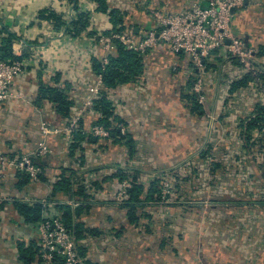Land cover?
<instances>
[{
  "label": "crops",
  "instance_id": "crops-1",
  "mask_svg": "<svg viewBox=\"0 0 264 264\" xmlns=\"http://www.w3.org/2000/svg\"><path fill=\"white\" fill-rule=\"evenodd\" d=\"M194 1L110 0V5L122 10L125 23H132L137 34L144 35L153 25L152 9L178 11ZM97 6L94 0H0V31L7 28L21 37L13 42V53L28 64L17 86L18 97L0 106V156L32 153L44 139L51 147L47 155L36 157L43 171L38 180H23L13 168L0 183V264H26L20 257V244L32 250L38 246L36 222H28L16 202L46 199L50 215L59 213L57 203L78 204L64 192L52 199L53 184L64 168L91 175L127 167L139 171L147 182L160 171L180 168L198 157L209 143L207 134L211 136L214 124H227L236 136L241 118L253 109L254 98L240 93L242 90L229 98L220 95L219 89L218 94L232 102L229 108L208 91L207 114L192 112L186 95L194 75L189 59L181 51L152 49L138 81L107 89L104 85L135 140L133 153L125 143L115 139L104 142L95 136L86 143L85 151L81 150V157L79 151L72 153L63 131L68 119L56 103L40 97V90L42 84L64 89L73 102L72 112L90 102L98 85L93 58L102 59L105 51L94 43L89 29L113 30L110 16L99 12ZM79 9L89 11L91 26L77 36L39 15L43 10L55 11L68 21ZM233 24L251 45L264 46V0H250L244 8L236 9ZM220 57L216 52L210 59ZM259 61L264 68V54ZM218 69L222 71L216 85L228 79L221 65ZM251 85L257 95L258 85ZM43 122L57 131L45 135ZM234 160V164L219 162L214 191L189 192L196 198L167 207L151 205L150 218L144 221L133 222L127 208L107 205V199L96 197L100 204L90 205L82 218L88 229L79 264H264V166L252 160L242 162L250 171L247 179L239 167L223 174L228 166H239L241 157ZM206 200L211 204H205Z\"/></svg>",
  "mask_w": 264,
  "mask_h": 264
},
{
  "label": "trees",
  "instance_id": "trees-1",
  "mask_svg": "<svg viewBox=\"0 0 264 264\" xmlns=\"http://www.w3.org/2000/svg\"><path fill=\"white\" fill-rule=\"evenodd\" d=\"M94 1L98 5L97 10L99 12L108 14L110 16V21L113 24V30L111 32L105 31L102 33L110 34L112 32H119L124 30L127 25H132L130 22L125 23L126 21L124 18H122L124 17L123 11L119 8H112L110 5V0ZM75 10H77V4L75 5ZM39 15L40 18L52 20L56 28L67 29V31L73 36H77L80 31L88 29L91 26L90 17L88 13L84 12H77L76 16L72 15L68 21L64 20L62 15L55 11L43 10ZM3 31L5 34H3ZM3 31H0V34H3L2 45L0 47V60H18L20 57L13 53V42L15 40H20L21 37L16 33L11 32L7 28H3ZM89 31L91 35L96 34V30H93V28L89 29ZM31 43L33 44L35 42ZM258 49V55L262 56L264 54V46L260 45ZM216 52L217 51H214V53ZM146 55L147 54H141L139 51L133 49H127L123 44L119 43L117 48L114 49V51L108 56L109 63L105 67L102 63L103 58H93L94 69L97 73L102 74L103 83L106 86V89L114 88L124 83L138 81L139 78H141L144 73V62L146 60ZM204 62L206 67L204 70L206 82L212 80L210 84L205 86L206 92L207 90L209 91V89H212V86L215 85L217 86V89H226L229 98L239 90H242L240 93L245 92L246 95L254 98V103L252 104L253 109L249 115L241 118L239 124L240 131L237 133V135L243 140V146L245 145V147L248 149V152H250V149H253L257 143H261L259 146L263 151L260 153H262L264 157V138L257 139V137L254 136V131L256 129L264 130V99H260V92L257 93V95H254V93L251 92V84H257L260 91L264 89V68H262L260 64L259 70L257 72H236L235 70L240 69L241 67V63L237 58L225 60L221 59L220 57L216 60H212L207 57L204 58ZM190 65L193 69L194 75L191 82L189 83L190 86L186 95L188 97L192 112L198 115H205L207 114L206 107L202 102L199 101V93L192 90V86L197 79L198 71L195 69L192 62H190ZM219 65H221V67L225 70V74H227L225 76L228 79L224 82L219 80V83L216 85L218 77H220L222 71V69L219 71ZM234 66L239 68H235ZM216 71L218 73L214 75L213 72ZM106 89L104 88L102 94L94 100L93 107L95 110H98L101 115L100 117L93 118L92 123L102 124L111 132L109 139H115L120 143H125L130 148L131 153H133L135 140L128 130L127 122L120 117V115L117 113L116 107L109 100L108 91ZM206 94L208 95V92ZM40 97H48L50 101H52L54 104L56 103L58 111L62 115L66 116L68 120L73 117L74 112L71 111L73 102L69 100L64 89L42 84ZM256 98L259 100L257 99L258 101H256ZM87 123V119L85 118L80 120V127L74 131V140L70 142L72 153L76 154L79 151L80 157L82 156L81 150L85 151L86 143L92 142L93 135H86L83 132V129ZM120 124H123L127 127L126 133L123 134L121 132V128L119 127ZM85 154L86 152H84V155ZM208 154L209 151L203 150L197 159H193L194 161H192V163L186 162L181 167H187L193 172H196L200 169L199 166H197V163H200L199 161L201 160H205L208 157ZM22 155L23 154H20L18 157ZM36 157L42 156H33L32 158L34 163L39 166L40 164L36 162ZM240 157V155H237V158ZM258 159L259 158L256 159L255 157L251 158L250 160H252L254 163L264 166V161H259V163ZM216 161L217 160H213L212 167L214 166V173L218 174L217 169H219L221 166L219 162ZM110 171V173L98 172L99 174H96L97 171H95L91 175H87L84 172L78 173L76 168H64L59 178L53 184L51 195L52 199L56 198L57 193L64 192L65 194L71 196L73 200L78 202V204L74 206V204L71 203H57V206L59 207V213L57 214L50 215L47 212L46 199L36 200L32 203L16 202V206L19 212L26 218L28 222L37 223L39 221L45 220L46 218L59 215L68 231L75 237L77 250L80 255L85 254L83 251L84 248L82 246V240L86 237V232L88 229L82 218L85 214L89 213L88 208L90 205L100 204V202L96 201V197L101 196L102 191L109 193V198L105 200L104 203L107 205H121L127 208L130 220L133 222H140L144 221V219L146 220V218H150L149 209L151 205H164V207H167L171 204L174 205L179 203L180 200L190 201L189 199H195L196 195L191 198V196L187 193L192 191L193 193H196L197 191L204 189L199 185L191 184L192 182H189L190 179H188V177H183L180 174L179 168L174 170L160 171L155 175L154 178H152V180L147 182L141 178L139 171H135L133 169L131 170L127 167H118L111 169ZM20 173L21 177H23V180H31V178L26 173L21 171ZM248 174H250V171H248ZM125 179H129L131 181V187L128 188L127 196L125 198L122 200H117V191H115L116 189L114 185H119V183L121 184ZM166 180L171 181V193L164 195L163 187ZM167 197L169 200H171L170 202H165ZM159 218L160 217H158V219ZM155 221L156 220H154V222ZM160 221L162 220H158V222ZM19 248L20 257L26 264H31L32 261H34V257L36 258L37 251L39 250L38 246L36 250H32L24 247L22 244H20ZM57 264H64L63 260L58 258Z\"/></svg>",
  "mask_w": 264,
  "mask_h": 264
},
{
  "label": "built area",
  "instance_id": "built-area-1",
  "mask_svg": "<svg viewBox=\"0 0 264 264\" xmlns=\"http://www.w3.org/2000/svg\"><path fill=\"white\" fill-rule=\"evenodd\" d=\"M204 1L208 2L207 8L203 7ZM249 1L197 0L178 11H164L161 8H155L152 9L153 25L144 35H138L134 26L127 25L124 30L110 34L95 31L96 34L92 37H95L94 41L99 40L97 43L105 51L102 60L104 67L109 63L108 56L117 48L119 43L127 49L139 51L141 54H147L152 49L160 48L184 52L198 71L192 90L199 93V101L207 105L208 95L206 93L208 90L206 92L205 89L207 82L204 72L206 68L204 58L212 57L214 51H217V54L225 60L239 59L241 67L236 69V72H257L259 70V49L251 45L233 24L235 10L244 8L249 4ZM78 12L88 13L89 11L79 9ZM27 66L25 60H0V106L13 96L18 97L17 86L19 81L24 78ZM96 74L98 75V85L93 88L94 96L89 103L86 102L76 109L73 117L67 120L64 126L63 131L68 136L69 142L74 140V131L80 127V120L83 118L87 119L88 122L83 129L86 135L99 137L104 142L110 140L111 132L106 127L102 124L92 123L93 118L101 115L93 107L94 100L102 94V90L105 88L102 74ZM252 89L251 92L254 93L255 90ZM258 92H260V99L263 100L264 89ZM224 94L227 95V91ZM41 127L45 135L57 131L46 122L41 123ZM119 127L123 134L127 132L125 125L120 124ZM50 151L51 147L48 141L44 139L38 143L37 148L32 153H25L19 157L0 156V183L6 178L8 171L13 168L26 173L33 181L38 180L42 168L36 165L32 158L33 156H45ZM114 187L117 191L116 199L122 200L127 196L131 181L125 179L121 184H115ZM170 188L171 181L166 180L163 187L164 195L171 193ZM101 197L108 199L109 193L102 191ZM170 201L167 197L165 202ZM33 226L39 232V250L36 254L35 264H57L58 258L62 259L64 264H79L81 262L82 258L77 250L75 237L68 231L59 215L46 218Z\"/></svg>",
  "mask_w": 264,
  "mask_h": 264
},
{
  "label": "rangeland",
  "instance_id": "rangeland-1",
  "mask_svg": "<svg viewBox=\"0 0 264 264\" xmlns=\"http://www.w3.org/2000/svg\"><path fill=\"white\" fill-rule=\"evenodd\" d=\"M81 33H87L86 29L80 31ZM71 34V33H70ZM72 35V34H71ZM90 35V34H89ZM95 38V37H93ZM99 42V40H95L94 43ZM209 82H211V80H209ZM257 87V86H256ZM219 88L217 89V86H212V89H209V93L210 95L214 96V94L216 93L218 97L222 98V102H226L227 100H225L226 97H221L220 95L222 94L223 96L225 95L224 92H226V89H221L220 90V95L218 94ZM252 91V89H251ZM214 92V94H212ZM215 94V96H216ZM232 102H230L229 100L226 102L225 104V108H229V106L231 105ZM216 117H212V119H215ZM216 122V120H214V123ZM212 124V123H211ZM239 130V127H238ZM237 132V130H236ZM235 133V131H234ZM209 135V137H208ZM254 136L257 137V139L260 138H264V130L262 129H256L254 131ZM209 141V143H207V147L204 149L205 151H209L208 157L204 160V161H199L200 163H197V166H199V170L196 172H193L190 168H183L180 167L179 171L180 174L184 177H188V179H190L189 182H192L191 184L193 185H199L201 187H203L204 189H211V191H214L215 186V176L216 174L214 173V166L212 167V162L213 160H217L216 162H222V163H232L235 162V157L237 155L241 156V160L239 161L240 164L239 166L236 165H232L228 166V170L227 172H224L223 174H230V170H236V168H240L239 170L241 171V176H244V179H247V168L244 169V166L242 165V162H247L248 160H250L251 158H259L258 162H263L264 161V157L263 154L260 153L263 150L261 149V147L259 145H261V143H257L253 149H250V152H248L247 148L245 147V145L243 146L244 142L241 138H239V136L236 134V136H234L233 131L230 129V127L224 123H219V124H214L211 136L210 134H207V142ZM210 149V150H209ZM239 152V153H238ZM254 152V153H252ZM211 153V154H210ZM213 154V155H212ZM196 157L191 158L190 160H188V163L192 161H194L193 159H197V155H195ZM237 162V163H239ZM259 162V163H260ZM234 164V163H232ZM217 167V166H216ZM221 168H219L220 171ZM226 169V168H225ZM244 169V170H243ZM243 170V172H242ZM247 171V172H246ZM226 180V179H225ZM226 183H228V181H226ZM203 200H201L202 202ZM198 203H200V201H197ZM205 204L209 205L211 204L210 201L206 200L204 201Z\"/></svg>",
  "mask_w": 264,
  "mask_h": 264
},
{
  "label": "water",
  "instance_id": "water-1",
  "mask_svg": "<svg viewBox=\"0 0 264 264\" xmlns=\"http://www.w3.org/2000/svg\"><path fill=\"white\" fill-rule=\"evenodd\" d=\"M203 7H204V8H207V7H208V2H207V1H204V2H203Z\"/></svg>",
  "mask_w": 264,
  "mask_h": 264
}]
</instances>
